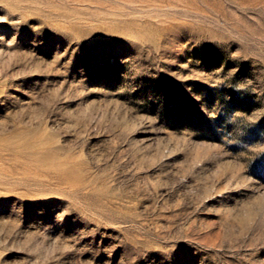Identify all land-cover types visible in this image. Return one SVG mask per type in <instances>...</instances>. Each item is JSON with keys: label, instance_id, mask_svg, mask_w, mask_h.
<instances>
[{"label": "rangeland", "instance_id": "obj_1", "mask_svg": "<svg viewBox=\"0 0 264 264\" xmlns=\"http://www.w3.org/2000/svg\"><path fill=\"white\" fill-rule=\"evenodd\" d=\"M0 264H264V0H0Z\"/></svg>", "mask_w": 264, "mask_h": 264}]
</instances>
